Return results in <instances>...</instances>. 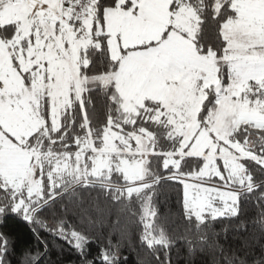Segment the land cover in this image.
<instances>
[{"label":"snow or ice","instance_id":"6c2138e0","mask_svg":"<svg viewBox=\"0 0 264 264\" xmlns=\"http://www.w3.org/2000/svg\"><path fill=\"white\" fill-rule=\"evenodd\" d=\"M66 251L264 264V0H0V264Z\"/></svg>","mask_w":264,"mask_h":264},{"label":"trees","instance_id":"16d2710c","mask_svg":"<svg viewBox=\"0 0 264 264\" xmlns=\"http://www.w3.org/2000/svg\"><path fill=\"white\" fill-rule=\"evenodd\" d=\"M50 242L54 245L63 244V241H60L54 238H50ZM128 255H129V264H135V253H128ZM64 259H65L66 264H76V261H77V258L73 254L67 251L65 252ZM179 264H183V260L179 261Z\"/></svg>","mask_w":264,"mask_h":264}]
</instances>
